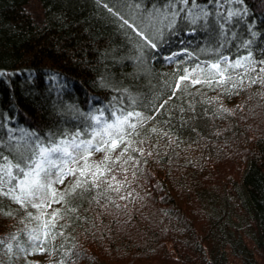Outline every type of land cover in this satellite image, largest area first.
I'll return each mask as SVG.
<instances>
[{
  "label": "trees",
  "instance_id": "16d2710c",
  "mask_svg": "<svg viewBox=\"0 0 264 264\" xmlns=\"http://www.w3.org/2000/svg\"><path fill=\"white\" fill-rule=\"evenodd\" d=\"M39 1L41 23L28 0H0V165L36 143L90 139L113 113L148 118L131 137L143 154L112 173L127 178L119 193L89 185L54 205L64 235L51 254L18 251L28 222L0 197L13 212L0 214V264H264V84L250 82L264 60V0ZM249 53L257 72L192 83Z\"/></svg>",
  "mask_w": 264,
  "mask_h": 264
},
{
  "label": "snow or ice",
  "instance_id": "6c2138e0",
  "mask_svg": "<svg viewBox=\"0 0 264 264\" xmlns=\"http://www.w3.org/2000/svg\"><path fill=\"white\" fill-rule=\"evenodd\" d=\"M184 2L187 3V0ZM155 46V44L152 45V47ZM222 62L224 67H221ZM256 63L251 53L231 62L228 57H221L217 62L209 65L208 75L203 81L197 78L192 80V83H205L211 87L215 82L219 86L233 80V77L228 75L229 69H245V75H247L248 72H257L253 66ZM258 63L262 66L258 69L257 78L250 80L252 84H264V76L260 75L264 73V60ZM191 75L189 73L181 76L180 79L188 80ZM240 83L243 84V79ZM233 87H236L235 83ZM113 115L115 117L113 121L106 120L99 130L92 129L90 139H79L82 133L76 132L71 139L65 136L56 142L36 143L34 147L28 149L30 155L21 153L20 160L14 164L8 161L7 157L3 158L5 163L0 165V197H6L12 203L19 205L24 211V220L28 222L25 225L28 228L26 246L17 243L16 248L19 252L28 255L44 252L51 254L48 246L64 233L57 231L59 221L62 219L61 212L53 209L51 213H48L47 209L53 204H64L67 195L80 189L89 191V185L91 188H99L101 183L107 185V190L117 193L124 187L127 178L120 181L112 173L117 166L126 172L127 169L123 168L124 164L138 163L133 156L128 155L129 152L141 151L133 148L135 141L131 137L139 135L136 131L138 124H142L144 119L148 118L142 117L139 112H127L121 115L113 113ZM133 117L136 118V123L132 122ZM91 119L96 124L101 123L99 117L94 116ZM153 131L156 130L153 129ZM96 152L104 153L99 162L91 161V157ZM125 156L127 159H123ZM121 160H123L122 164ZM81 161H83L82 164ZM68 176L76 177V179L69 188L60 192L55 185L63 184ZM124 198L121 197V199ZM29 208L36 209L38 214L28 211ZM0 214L12 216L13 212L5 211L0 207ZM29 225L32 226L29 227ZM59 227L63 228L64 225ZM12 239L17 237L13 236ZM2 243L3 241L0 240V244ZM7 251L10 256L15 254L11 243L7 245ZM57 264H69V262L60 260Z\"/></svg>",
  "mask_w": 264,
  "mask_h": 264
},
{
  "label": "rangeland",
  "instance_id": "374dc122",
  "mask_svg": "<svg viewBox=\"0 0 264 264\" xmlns=\"http://www.w3.org/2000/svg\"><path fill=\"white\" fill-rule=\"evenodd\" d=\"M26 8H27L28 12L32 15L33 19L37 23H41L43 21V19H44L43 8H42L39 0H28ZM59 190H60V188H59ZM54 205H58V203L53 204L51 208H48L47 209L48 213L51 210L55 209ZM35 213L38 214L36 209H35ZM22 246H26V245H22Z\"/></svg>",
  "mask_w": 264,
  "mask_h": 264
}]
</instances>
